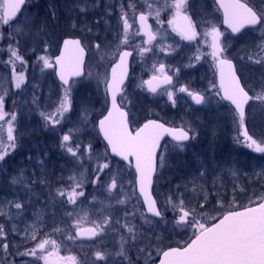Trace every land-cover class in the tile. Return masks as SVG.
<instances>
[{
    "label": "rangeland",
    "instance_id": "obj_1",
    "mask_svg": "<svg viewBox=\"0 0 264 264\" xmlns=\"http://www.w3.org/2000/svg\"><path fill=\"white\" fill-rule=\"evenodd\" d=\"M39 1L45 5V15L40 19L47 21L53 40L61 43L64 38L78 37L86 50L91 45L92 51H87L85 67V73H90V76L81 81L84 87L74 93V114H67L70 118L57 125L55 131L50 123L47 124L48 129L41 113L47 115L54 112L53 104L58 107L57 96L62 95V90L55 77L50 74L51 70L42 71L39 66L35 71L26 61L34 49L36 39L41 38V35L33 29V36H29L25 29L23 35L10 39L14 28L5 29L0 22V97L5 101V112H15L17 116L13 125L17 147L14 151L9 149L11 155L0 166V226L3 227L4 233L0 240L8 245L7 250L0 246V261L6 264H22L17 249L22 252L36 247L42 240H52L58 245L59 256H73L77 264H93L95 252L100 250L111 256L108 264H120L121 257L118 253L121 249L126 257L123 264H127L128 259H131L133 264H156L158 253L169 246L183 245L190 238L191 230L186 233L178 227L174 230L176 220L171 216L159 223L148 218L141 207V201L137 202L136 195H128L134 171L124 163L109 157L108 162L113 165L112 175L102 177V181L107 180L109 184L113 179L123 184V192L119 196V200L125 201L123 204L117 203L113 198L116 195L115 190L110 194L106 187L101 188L99 183L94 185L91 178L97 164L105 162L98 160V157L105 153V147L101 144L97 121L104 112L101 93L105 71L121 46L123 26L120 17L124 12L129 17L137 18L143 13L148 16L147 22L151 24L156 11L160 10L161 19L167 26L170 13L164 8L166 0ZM167 2L170 3L171 0ZM248 3L255 9L264 11V0H248ZM189 4V14L194 23L199 25V31H208L211 26L219 29L220 24L217 23V16L211 8V0H189ZM81 8L85 10L82 12ZM50 10L54 11V16L49 14ZM23 12L29 20L37 14L35 9ZM153 26L157 29V24ZM17 27L22 28L23 25L19 24ZM137 27L138 22L130 30V35ZM262 35L264 30H253L241 39L232 41L225 34L228 38V55L248 59L247 62L250 63L240 60L248 88L254 97L250 119L245 127L257 143L264 140V102L255 99L264 95V66L257 62L264 61ZM175 39L179 40L178 37ZM132 41L139 44L141 38L132 36ZM172 43L171 38L164 40L165 46ZM202 43L203 41L200 45ZM184 44L181 42L177 51L169 53L166 50L167 60L161 57L164 52H159L158 48L153 53V60L152 52L146 53L143 58L134 52L131 60V82L127 88L125 103L130 110L132 129L153 115L154 119L169 126L196 130L198 139L187 145L184 151L174 148L169 142V151L165 156L170 162H165L166 168L158 163L159 179H155L153 194L159 207L166 209L165 213L170 215L174 213V205L178 209L184 205L186 210H191L188 207L193 206H200L201 209L207 207L212 214H209L210 217L207 214L202 217H207L208 223L212 224L225 211L249 206L264 197V154L247 148L242 137L237 139V122L228 111L215 108L213 99L199 109L187 105L183 93L178 92V87L187 86V83H192L197 77L184 73L187 68V48L183 47ZM10 45L16 48L26 61V69L19 61H15L17 74L23 71L25 75V81L19 89L15 87ZM97 45L100 47L97 48ZM207 51L206 48V53ZM57 52L56 44H51L48 54L53 58ZM40 54L43 53L37 51V55ZM208 59L210 57L207 61ZM158 62L165 63L173 72L178 67L181 69L179 77H174L175 91L179 93V96H174L175 107L168 101L166 94L153 97L151 102V97L143 89V81L149 78L153 63L158 66ZM93 123L96 127H93ZM219 123L226 127L221 130ZM7 127L6 123L0 122V146H6L8 143ZM63 134L72 137L67 142L69 145L74 146V141L83 145L91 143L92 152L96 155L86 153L82 159L78 157L74 162L70 154L66 153V149L60 147ZM227 139H230V142L227 143ZM76 183L81 184L85 192L84 197L77 198L78 205L79 200L86 198L87 202L79 206L62 203L66 200V195L61 197L58 192L64 191L67 194ZM17 202L22 204L19 210L15 208ZM73 207L77 212L81 209L88 210L93 219H96V214L99 213L110 214L119 219L120 225L100 243L71 241L67 238V229L62 220L67 219L66 209ZM189 212V218H192L193 214ZM126 219L133 227L132 236L127 234L126 229L123 236L121 234L120 226L125 224ZM39 264H44L43 260H40Z\"/></svg>",
    "mask_w": 264,
    "mask_h": 264
},
{
    "label": "snow or ice",
    "instance_id": "obj_2",
    "mask_svg": "<svg viewBox=\"0 0 264 264\" xmlns=\"http://www.w3.org/2000/svg\"><path fill=\"white\" fill-rule=\"evenodd\" d=\"M216 3L218 4L217 10H222L223 25L226 26V31L230 30V33L237 38H240L242 30L246 28L264 30V11L255 9L248 3V0H216ZM26 4L36 8L40 6L39 0H35V3L34 0H0V22L5 26L14 28L10 39L17 35H23L25 29L29 36H33V29L41 35V38L36 39L33 49L43 53L37 55V65L41 67L42 71L51 70L50 74L57 78L59 88L62 90V95L57 96L58 107L55 103L53 104L54 112L47 115L41 113L46 125L50 123L52 130L55 131L57 125L70 118L67 114H74V93H78L80 88L84 87L81 83L82 79L90 76V73H85L86 48L80 39L66 38L63 39L62 45L58 40H53L49 34L47 21H42L39 13L31 20L24 16L23 9ZM190 7L189 0H171L170 3L166 0L164 8L170 13V17L167 20V26H165L164 20L161 19L160 10H157L155 14L156 23L159 25L157 29H153L152 25L147 22L148 16L145 14L141 13L137 18L135 16L129 17L124 12L120 17L123 26L121 46L118 47L116 55L105 71L104 87L101 93L104 112L101 114L102 118L98 120V130L106 143L104 146L105 153L99 156L98 160L105 162L97 164L93 170L91 182L94 185L99 183L101 188L106 187L110 194L115 190L116 195L113 198L119 204L125 203V201L119 200V196L123 192L121 182L116 179H113L110 184L107 180L102 181V177L112 175L113 165L108 162V151L110 150L112 157H118L119 161L126 162L129 169H134V177L130 181L128 195H136L137 202L142 199L141 207L146 208L147 213H150L152 217L159 218L157 223L164 219L166 211V209L158 207L157 200L153 198L154 178L159 179L156 175L158 163L166 162L165 153L169 151V142L165 140V137H170L171 141L176 142L173 145L174 148L184 151L187 148V142L197 140L198 136L195 129L185 130L166 126L164 122H158L155 119H148L142 126L135 129L130 127L132 118L125 100L129 87L127 81L129 79L130 58L133 57L134 52H137L140 58H143L146 53H155L157 48L159 52L167 50L171 53L181 47V42H186L183 47L191 49L195 46L196 53L189 57V62L185 67H194L193 61L198 62L202 59L200 44L203 41V45L210 49L206 55L210 57L216 75V79L211 82L210 94L218 98V103L226 102L229 110L234 113L233 119L237 121V139L242 137L247 148L256 153L264 154V140L257 143L245 127V106L254 97L250 96L249 92L242 86L241 79L237 75V69L227 54L228 38L225 37L224 32L215 26H211L208 31H199V25L194 23L189 14ZM80 10L83 12L85 9L81 8ZM49 14L55 15L54 11L51 10ZM14 21L15 23H13ZM137 22L138 27L130 35V30ZM19 24H22L23 27H17ZM173 33L175 34L174 37L172 36ZM132 36L140 37V43H133ZM175 37H178L179 40H176ZM0 38H2V33H0ZM118 38H120L119 34ZM168 38H171L173 43L165 46L164 40ZM261 38L264 40V35ZM53 43L56 44L59 52L54 59L48 54V48ZM99 47L100 45H97V48ZM261 47H264V44ZM87 51H92L91 45L88 46ZM10 59L13 61L15 87L19 89L25 81V75L23 71L17 74L15 61H19L25 69L26 61L19 51L12 48L11 45ZM257 62L264 66V61ZM152 72L150 79L143 81L149 93H157L162 85L176 90L174 77H179L181 72L179 67L173 72L171 67L166 68L165 63L158 62V66L157 63H153ZM97 88L99 89V82ZM165 92L168 101L175 107L176 100L173 91H168L166 88ZM178 92L186 94L197 106H202L207 101L206 94L194 92L189 86H179ZM255 99L264 102V95L257 96ZM86 106L87 104H85ZM4 109L5 101L3 97H0V122H4L8 126V143L6 146H0V166L11 155L9 149L14 151L17 147V137L13 134V125L17 121V116L15 112L6 113ZM121 123L127 126V132L132 137L136 136L137 130L146 125L155 126L156 130L146 142L148 146L144 151H137L134 147L121 141L119 137L114 136V128ZM93 127H96L95 123H93ZM71 139L69 134H63L60 147L66 149V153L70 154L74 162L77 161L78 157L82 159L86 153L96 155L92 152L91 143L83 145L74 141L73 146L67 143ZM40 159L43 160V157ZM58 194L61 197L66 195V200L62 203L79 206L87 202L85 198L79 200L78 205L77 198L85 196L83 187L79 183L73 185L67 194L64 191H59ZM15 208L21 209L22 204L15 203ZM172 211L176 213V216L173 217L176 220L174 230L177 227L183 229L185 233L191 230V236L183 245L169 246L167 250L158 253L160 256L159 264H264V197L260 198L259 202H253L249 206L225 211L215 223L210 225L196 220L195 214L189 219V210H184L182 206L177 212L174 205ZM66 214L67 219L62 220V223L66 226L67 238L71 241L86 239L100 243L120 225L119 219L110 214L99 213L96 214L97 218L93 219L88 210L81 209L77 212L75 207L66 209ZM125 217H127V212H125ZM124 229L127 230L129 236L134 234L133 227L127 219L125 224L120 226L122 236ZM3 235V227L0 226V236ZM0 246L5 250L8 248V245L2 240H0ZM186 251H190L192 256L180 257L179 259H172L170 256L172 253H184ZM58 252V245L52 240H42L36 247L28 248L22 252L17 249L22 264H39L40 260H43L44 264H77L75 257H61ZM118 255L121 257L120 264H123V260L126 258L123 249ZM26 257H33L34 259H25ZM110 259L111 256L104 250L96 251L93 264H108ZM0 264H6V262L0 261ZM127 264H133L132 260L128 259Z\"/></svg>",
    "mask_w": 264,
    "mask_h": 264
},
{
    "label": "flooded vegetation",
    "instance_id": "obj_3",
    "mask_svg": "<svg viewBox=\"0 0 264 264\" xmlns=\"http://www.w3.org/2000/svg\"><path fill=\"white\" fill-rule=\"evenodd\" d=\"M216 3V0H211V8L213 9V12L214 14L217 16V23L220 24V27H219V30L220 31H223L226 35L229 36V38L232 40V41H236V40H239L241 39L242 37H244L246 34L250 33L251 31H253L252 29H246L242 32V35L240 36V38H237L236 36H233L232 34H230L228 31H226V29H224L223 25H222V16H221V13L220 11H218V7L217 5L215 4ZM161 14V12H160ZM152 20H153V17H152ZM150 24V23H149ZM153 24H157L156 23V20H155V15H154V20H153V23H151L150 25H152L153 29H155V27L153 26ZM156 28H159V25H157ZM179 39V38H178ZM229 39V40H230ZM230 40V41H231ZM183 43H186V42H183ZM201 47V54H202V59L198 62L196 61H193L194 63V67H187L184 71V73H188L191 77L195 76L197 78H195V80H193L192 83H187L186 85L189 86L191 88V90H193L194 92H199L201 94H206L207 95V101L208 102L209 100L213 99L214 102H215V108L219 109V111H222V110H226L228 111L232 117H234V113L231 112L229 110V106L226 104V102H220L218 103V98L217 97H213L211 94H210V89H211V82L216 79V75H215V68L214 66L212 65L211 63V59H208L207 61V56H206V48L205 46L203 45H200ZM187 54L185 56V63L188 64L189 62V57L194 55L196 53V47L193 46L191 47V49L187 48ZM208 51H210V49H207ZM232 50H230L231 52ZM233 53V51H232ZM228 54V53H227ZM234 54V53H233ZM134 55V54H133ZM230 55V54H229ZM228 55V56H229ZM161 57L165 60H167L168 58V54L167 52H164V53H161ZM151 58L153 60V52L151 53ZM229 58L232 60L233 62V65L234 67L237 69V75L238 77H240L241 79V84L242 86L245 87V90L249 92V95L250 96H253L251 90L248 88V84L246 82V79H245V76L243 74V69L241 68V65H243L241 62H244V60H246V63L247 64H250L248 63V59H239L237 57H233V56H229ZM241 60V62H240ZM167 68V67H166ZM173 71V69H172ZM131 72H132V68L130 67V72H129V79L127 81V83L130 85V80H131ZM153 74V72H151V74L149 75V78L151 77V75ZM147 79V80H148ZM174 84H175V79H174ZM168 91H170L172 88L171 87H166ZM162 89L160 91H157V93L155 94H152V93H149L147 90H146V85H144L143 89H145V92L148 93V95L151 97V102H153V97H160V96H163L166 94L165 92V89ZM173 95L175 96H179V93L176 92L175 90H173ZM183 97H185L186 101H187V105L191 108H194V109H199L201 108L202 106H204V104L202 106H197L195 105V102L191 100V98H189L186 94L183 93L182 95ZM205 102V103H206ZM254 102V99L251 100L250 104L247 106L246 110H245V125L248 124V121L250 119V109H251V106ZM150 119H154L153 118V115H152V118ZM156 120V119H155ZM159 121V120H158ZM162 122V121H161ZM237 122V121H236ZM143 124V123H142ZM141 124V125H142ZM219 126L221 125L220 123L218 124ZM226 127L224 124L221 125V130L222 128ZM222 133H224L222 131ZM224 136V135H223ZM230 139H227L226 142H230L229 141Z\"/></svg>",
    "mask_w": 264,
    "mask_h": 264
},
{
    "label": "water",
    "instance_id": "obj_4",
    "mask_svg": "<svg viewBox=\"0 0 264 264\" xmlns=\"http://www.w3.org/2000/svg\"><path fill=\"white\" fill-rule=\"evenodd\" d=\"M216 4H217V3H216ZM217 6H218V4H217ZM24 7H25V6H24ZM220 12H221V14H222V10H220ZM222 17H223V15H222ZM14 22H15V21H14ZM14 22H13V23H14ZM2 26H3L4 28L9 27V26H5V25H3V24H2ZM223 27L226 29V26L223 25ZM257 27H258V26H256V28H257ZM246 29H248V28H246ZM246 29H244V30H246ZM244 30H242V32H243ZM228 31L230 32V30H228ZM233 36H234V35H233ZM73 39H78V38H73ZM62 42H63V40H62ZM62 42H61L60 45H62ZM58 54H59V52H58ZM58 54H57V55H58ZM54 58H55V57H54ZM54 58H53V59H54ZM86 59H87V51H86V56H85V64H86ZM130 59H131V58H130ZM55 78H56V77H55ZM56 81H57V83L59 84L57 78H56ZM166 87H167L166 85H162L157 91H160V90H162V89H164V88H166ZM249 103H250V101H249ZM248 105H249V104H248ZM248 105L245 106V110H246V108H247ZM158 122H159V121H158ZM97 130H98V121H97ZM155 130H156V129H155V126H153V125H146V126L140 128L139 130H137V132H136V136H135V137H132V136H130V135L128 134V132H127V126H125V125H123V124L121 123V124H118V125L114 128L113 134H114V136L119 137V138L121 139V141H123L124 143H126V144H128V145L134 147L137 151H144L145 148L148 146V145H146V142L150 139V137L152 136V134H153V132H154ZM98 133H99V130H98ZM99 136H100V138H101V141H102L103 144L105 145L106 142L103 140V138H102V134L99 133ZM165 140H169V141H171V138H170V137H165ZM171 142H172L173 144L176 143V142H174V141H171ZM189 142H190V141H189ZM189 142H187V144H188ZM108 154H109V157H110V158H112V159H116V160L119 161V158H118V157H112V156H111L110 150L108 151ZM120 162H122V161H120ZM122 163H124V164L127 166L126 162H122ZM133 171H134V169H133ZM154 179H155V178H154ZM153 186H154V184H153ZM137 194H138V193H137ZM153 198H154V196H153ZM154 199H155V198H154ZM141 203H142V199H141ZM143 209H144V212H145L146 216H148V217H150V218H152V219H154V220H159V218L152 217L150 213H147L146 208H143ZM84 241H90V240H86V239H85ZM197 247H199V245H197ZM170 256H171L172 259H179L180 257H191V256H192V253H191L190 251H186V252H184V253H172V254H170ZM159 260H160V257H159ZM159 260H158L157 264H159Z\"/></svg>",
    "mask_w": 264,
    "mask_h": 264
},
{
    "label": "trees",
    "instance_id": "obj_5",
    "mask_svg": "<svg viewBox=\"0 0 264 264\" xmlns=\"http://www.w3.org/2000/svg\"><path fill=\"white\" fill-rule=\"evenodd\" d=\"M34 3H35V0H34ZM39 8H36V7H32V6H29V5H27L26 6V8H25V10L24 11H28V12H31L32 10H34L35 9V12H37V13H39V17H43V15H45L44 13H43V7L45 6L41 1H39ZM33 8V9H32ZM31 48H33V47H31ZM36 57H37V51H34V50H31V54H30V56L28 57V58H26V61L28 62V63H30V65H31V67H32V69H34L35 68V71H36V69L37 68H39V66L37 65V60H36ZM45 122V121H44ZM44 125L46 126V127H48L45 123H44ZM49 125H51V124H49ZM51 127V126H50ZM48 129H49V127H48ZM102 144V143H101ZM103 146V145H102ZM178 149V148H177ZM167 161V163H169L170 162V160L167 158L166 159ZM167 163H165V165H162L161 164V166H166L167 165ZM164 168H166V167H164ZM181 207V206H180ZM182 207H184V205H182ZM207 208V207H206ZM201 209V207L200 206H193V207H188V209H191V210H189V211H191L192 212V214H195V219L196 220H198V221H200V222H202V223H204V221H206L207 223H205V224H208V225H210L208 222V219H207V217H202L203 215H211L212 214V211H210L209 209ZM179 210L180 209H178V207H176V211L177 212H179ZM184 210H186V209H184ZM210 215H209V217H210ZM169 216H171V217H174V213H171V215H170V213L168 214V213H165V215H164V219H167V218H169ZM176 216V215H175ZM198 217H200V218H198ZM212 217V216H211ZM198 218V219H197ZM177 219H178V216H177ZM189 219H191V218H189ZM215 221V220H214Z\"/></svg>",
    "mask_w": 264,
    "mask_h": 264
}]
</instances>
